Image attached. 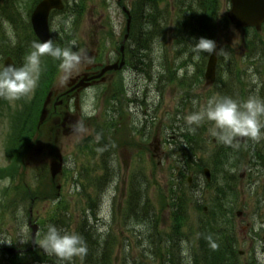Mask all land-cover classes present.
Listing matches in <instances>:
<instances>
[{
	"label": "rangeland",
	"instance_id": "1",
	"mask_svg": "<svg viewBox=\"0 0 264 264\" xmlns=\"http://www.w3.org/2000/svg\"><path fill=\"white\" fill-rule=\"evenodd\" d=\"M19 1L27 2V0ZM116 1L67 0L69 2L68 13L72 20V14L77 15V7L82 5L81 17L75 28V42L79 47L78 52L82 53V62L76 72L85 71V66L91 63L100 62L105 65L107 58L104 55L113 56L112 50L118 46L116 38L125 26V17L117 7ZM166 1L162 0L161 3L162 12H166L168 16V22L165 25L168 27L175 26L174 15L169 14V7L167 11L165 9ZM23 3L21 2V4ZM127 3L128 1L125 2V4ZM227 8L226 0H222L220 8L217 10V18H219V12L223 16ZM99 16L106 20L103 21L105 24H113V37L108 36L110 25L101 26L100 21H98ZM55 17L57 21H62L63 16L57 15ZM0 23L4 24L5 22L0 20ZM56 25L53 26L57 28ZM72 26L73 24L71 28ZM2 27L7 32L11 29L9 22H6ZM100 27L102 29L98 30ZM220 29L223 30L224 34L217 42L221 48L218 71L225 77L228 76L232 79L237 99L240 100L242 97L237 91V75L244 73L245 77L248 76V65L244 61L247 57L248 48L240 31H236L231 26L226 28L221 26ZM103 31H106L105 36ZM249 38L250 45L255 43L259 46L262 44L264 47V28L258 33L252 32ZM31 39L33 38L31 37ZM0 42L4 44L5 41ZM103 43L106 45L103 46ZM141 44L146 47L145 55L149 61H145L146 66H142L143 71L129 67L126 71L124 70L123 74L125 84L129 86V88L127 87L128 90L132 92L138 89L136 92L141 93L143 97L140 99V104L139 102L128 103L127 106L126 101L120 103L122 114L116 121L117 131L110 135L116 137L112 139L114 141L112 150L104 142L98 143L89 152L83 148V140L90 135L92 128L89 122L82 120L81 116L83 131L71 132L66 130L62 138L63 141L57 135L54 136L53 132H49L51 125L48 123L41 127V132L33 135L35 137L34 144L22 159L19 170L13 177L8 178L10 183L5 186V179L0 178V238L11 242L10 244H0V257L4 251H2V247H24L30 240V229L27 226L29 203L15 199L14 185L19 181L22 184H28L32 189V196H37L40 199L53 193L54 184L49 181V165L58 159L59 153L64 155V164L62 173L55 180L56 184L60 186L62 196L59 195V198L54 201H37L32 209V219H36L39 226L35 253L42 252L39 242L47 230V225L53 224L65 231H75L77 224L84 218V211L88 207V203L94 199L97 205L95 217L98 219L96 222L95 219H91V221L95 231L101 235H106L110 231L112 234L111 241L113 244L109 249L111 257L106 264H159L156 254L159 255L163 251V245L158 244V239L164 235V232L165 237L169 232L167 228L160 229L158 226L164 225L167 216H171L173 213L168 209L172 201L171 197H175L178 203L181 200L182 203H185L188 198L191 199V192L194 187L199 185L202 190L201 195L197 197L204 206L210 207L215 196L214 187L216 184L222 187L226 183L231 184L234 190L231 209H233V225L237 233V236L234 235L237 252L249 250V238H253V236L246 223L252 222L254 219L252 209L256 202L261 207L256 218L258 221L263 222L264 220V212H261L264 208V140H261L263 145L261 148H258L257 145L256 148L251 146L261 157L260 160H257L251 148H249L250 151L243 150L238 156L235 148L218 143L211 135L212 125L209 122L203 123L194 132L189 131L184 117L195 110L193 101L198 100L197 95L202 92L201 88L193 95L191 101H185L186 89L182 90L176 83L167 82L165 85L159 83L171 81L172 77L179 80L170 72V68L173 69L178 64L176 62L178 50L169 43L166 44L164 39H143ZM102 47L107 49L102 54L103 57L98 55L99 60H91L95 57L94 54L98 53L96 49ZM4 58L0 47V65H2ZM261 64L264 65V62L261 61ZM60 76L59 71L54 89L65 88L68 83V80L61 83ZM117 78L108 74L107 82L99 84L95 90L96 97L93 107L96 114L93 117L97 116L101 121L106 118V112L110 106L105 101L110 97L109 94L102 93L101 90L103 87H107V83L114 84ZM154 78L156 80L159 78L158 82L154 81ZM262 78L264 79V73ZM226 86L227 83L224 88L221 87L222 96H226ZM86 100L87 98L81 99L79 104L82 113ZM15 102H10L12 107H15ZM71 122L76 123L77 121L71 120ZM137 128L142 129L144 134L145 143L143 144L139 139V133H134L138 131ZM8 130L7 119L0 117V166L7 164L4 146ZM173 131L177 135L171 133ZM59 141H62L63 144L61 150ZM252 142L250 140V143ZM157 147H159L158 150ZM259 149H262L263 156ZM224 153L225 160L222 157ZM216 161L217 164L215 165ZM103 162H107L110 170H112L113 180L106 184L109 180L103 179L105 184L100 185L99 180H102L101 177L104 174ZM262 162L263 165L260 167ZM236 163L237 167L234 166ZM252 165L254 166L251 168ZM203 168H209L211 176H213L208 184L210 187L207 186L204 179ZM243 170L245 171L244 176L239 179ZM188 177L191 178L190 184L186 181ZM116 178L119 188L116 191L117 195L113 190L116 187ZM128 179H132L133 184L131 180L128 183ZM41 187H43L42 192ZM95 190L98 191V193L96 191L97 195ZM181 197L182 199H179ZM158 201H163L164 205L167 203L169 205L160 210ZM4 205L5 207L2 208ZM192 205L189 202L187 208L192 210ZM238 210L242 212V218L235 216ZM199 214V212H192L191 220H194ZM156 216L160 220L159 224L153 221ZM137 218L139 219L138 225ZM196 223L197 219L189 225L196 226ZM228 226L230 227L229 224ZM134 230H139L142 234L147 232L149 240L146 245H142L141 240L137 241V233L135 234ZM193 230L194 228H188L184 231L186 245L182 250L185 253L189 251L190 255L192 249L195 252L197 250L196 238L192 235ZM225 232L227 235L229 234L227 229ZM262 234H264V229ZM90 241L93 242V238H90ZM27 254L19 255L16 263H10L8 257L3 256L4 258L0 259V263L32 264L30 260L33 256ZM262 255L264 257V253ZM77 259L80 260L82 257H75L73 262ZM189 260L186 258L183 263L192 264ZM245 260L246 257H243L239 259V263ZM173 261L178 264L180 260H178V256H174ZM97 263L102 264L101 261Z\"/></svg>",
	"mask_w": 264,
	"mask_h": 264
},
{
	"label": "clouds",
	"instance_id": "2",
	"mask_svg": "<svg viewBox=\"0 0 264 264\" xmlns=\"http://www.w3.org/2000/svg\"><path fill=\"white\" fill-rule=\"evenodd\" d=\"M72 18L65 22V28H70ZM11 45L15 47L16 38L12 31L7 33ZM76 42L69 46H57L52 39L46 41L35 40L30 45V50L23 59L21 66L15 64L0 65V99L18 101L30 98L34 94L41 76V60L51 57L59 61L61 73L60 82H66L71 75L79 69L82 62V53L74 51ZM216 41L207 37L193 38L189 43V52L194 59H199L201 54L211 57L216 51ZM194 67H188V74L192 75ZM183 77L184 70L178 73ZM257 78L253 76L252 83L256 84ZM95 93L90 91L85 106L82 109L87 118L93 117L96 112L93 107ZM198 101H193L195 110L184 117L189 131L194 132L203 123L212 125L211 135L216 141L225 146L232 147L240 139L253 142L264 140V97L250 95L244 100H237L231 96H216L210 98L206 104L197 108ZM74 132L83 131V126L78 120ZM5 186L10 183L5 179ZM10 244L7 239L0 238V244ZM39 247L46 255L55 256L60 264H73L75 257L87 254V245L83 237L74 231H65L53 224L47 225V230L39 242ZM215 248L216 245L212 244Z\"/></svg>",
	"mask_w": 264,
	"mask_h": 264
},
{
	"label": "trees",
	"instance_id": "3",
	"mask_svg": "<svg viewBox=\"0 0 264 264\" xmlns=\"http://www.w3.org/2000/svg\"><path fill=\"white\" fill-rule=\"evenodd\" d=\"M194 0H191L189 2L190 3L193 2ZM220 80H231L230 77L226 76L224 78V76H220L219 77ZM41 85V84H40ZM47 87V84H45L42 88H41V92L43 93L45 91V88ZM231 88V87H230ZM41 100H38L35 102V106H34V111L32 116L29 115V117H27V122L25 124V128L26 130L30 133V132H34L36 130L35 125H36V121H37V114H38V110H39V105H40ZM193 137V136H192ZM21 155V152L16 150L13 152V158H19ZM224 155L225 153L222 155L223 160L224 159ZM218 163H220L218 161ZM217 164V161L215 162V165ZM235 167H237V164L234 165ZM17 168L15 166H9V167H5V168H0V178L6 177L8 176V174H12V176L17 172ZM233 192L232 189L229 188L228 183L225 184V189H220L215 197V199L213 200V205L210 207V209L212 210V215L217 217L218 216V211L222 210L223 208L225 209H231V201L229 200V193ZM224 195V200L221 198V196ZM219 197V198H218ZM211 215V214H210ZM208 226H211V223L208 224ZM207 230H210L207 229ZM91 229H89V227L86 229L85 223L83 222V224L79 227L78 229V234H80L83 239L86 242L87 245V254L82 256L85 259V263L84 264H98L95 263L94 261L97 260L99 258V256L92 251V247H91V241L90 238L92 236L91 233ZM108 242V240H106V243ZM213 242V241H212ZM212 244L211 241H205V244L203 246V253L205 252V254H203V260L202 263L200 264H239L238 261L236 262V257H237V252L236 250H234V247L230 244L227 243L225 245L224 248V253L220 252L218 249H212ZM207 250V251H205ZM54 264H60L57 261L54 260ZM183 264V263H180ZM198 264V263H195Z\"/></svg>",
	"mask_w": 264,
	"mask_h": 264
},
{
	"label": "water",
	"instance_id": "4",
	"mask_svg": "<svg viewBox=\"0 0 264 264\" xmlns=\"http://www.w3.org/2000/svg\"><path fill=\"white\" fill-rule=\"evenodd\" d=\"M232 7L228 12L231 22L237 26H254L256 29L260 28L261 23L264 21V0H230ZM51 8H61L59 0H43L32 14L31 20L33 28L37 36L46 41L49 39L47 28V15ZM5 64H9V59ZM215 65V53L210 57L206 77L213 80ZM107 67L105 69H110ZM104 69V70H105ZM51 175L55 176L61 169V163L52 162L50 165ZM206 176L209 178L208 171L205 170ZM36 226L32 227V239L34 241Z\"/></svg>",
	"mask_w": 264,
	"mask_h": 264
},
{
	"label": "flooded vegetation",
	"instance_id": "5",
	"mask_svg": "<svg viewBox=\"0 0 264 264\" xmlns=\"http://www.w3.org/2000/svg\"><path fill=\"white\" fill-rule=\"evenodd\" d=\"M95 55V54H94ZM97 58V54L95 55L94 58H92L91 60H95ZM120 57L118 55V58L115 59L114 62H119L120 60ZM100 63H91L87 66H85V71L83 72H76L74 74L71 75V77L69 78V83L66 85V89H63V90H55V94L58 95L59 99L63 104V102H66V106L64 108V110H60V114L62 113H68L69 112V109H70V101H71V98L73 99H77L78 98V95L80 93V91L83 89V88H79V87H76L77 84H79V81H80V78L83 77L84 75H86L88 78L89 77H93L95 75L98 74V72L100 71ZM112 74V77L115 76L114 73H111ZM101 80L99 79H92L90 81H88L87 83L90 84V85H94L96 84V82H99ZM61 116L59 118H57V120L60 122H58V126L56 127V131L58 134L60 135H64L65 134V131L66 130H71L72 127L67 125L66 122H63V118L61 120ZM65 119V118H64ZM68 122H70V119H67ZM255 213H257V210H255ZM262 232L261 231H258V230H254L253 232V239H254V242L256 243V246L258 244V242H261L263 241L264 243V234L260 235ZM251 245H252V242H251ZM251 247V246H250ZM253 249V251L251 250ZM250 249V259L248 260L249 263L251 264H263L264 263V257L263 255L261 254L260 251H264V247L262 246L261 247V250L258 251L257 248H251ZM245 255V254H243Z\"/></svg>",
	"mask_w": 264,
	"mask_h": 264
},
{
	"label": "bare ground",
	"instance_id": "6",
	"mask_svg": "<svg viewBox=\"0 0 264 264\" xmlns=\"http://www.w3.org/2000/svg\"><path fill=\"white\" fill-rule=\"evenodd\" d=\"M56 258V257H55ZM57 259V258H56ZM58 260V259H57ZM59 262V261H58ZM60 263V262H59Z\"/></svg>",
	"mask_w": 264,
	"mask_h": 264
}]
</instances>
